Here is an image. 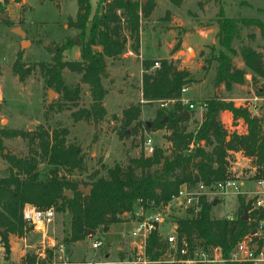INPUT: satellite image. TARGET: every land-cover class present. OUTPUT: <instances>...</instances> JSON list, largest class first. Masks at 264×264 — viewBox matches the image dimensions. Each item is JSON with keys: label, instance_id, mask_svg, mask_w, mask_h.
Instances as JSON below:
<instances>
[{"label": "trees", "instance_id": "obj_1", "mask_svg": "<svg viewBox=\"0 0 264 264\" xmlns=\"http://www.w3.org/2000/svg\"><path fill=\"white\" fill-rule=\"evenodd\" d=\"M8 1L4 0L5 3ZM205 1H215L219 6L216 39L221 50L214 60H206L203 66L207 73L211 62L217 63L212 83L215 94L205 100V113L198 127L187 132L184 123L192 111L180 102L181 89L195 80L188 70L177 69L167 60H162L160 68L152 72H149L150 67L154 66L155 61H142L141 93L146 105L170 102L173 104L172 111L165 114L157 110L154 120L147 123L139 121L140 104L132 105L122 112L124 128L120 137L165 130L164 139L169 143L168 150L155 147L149 156L141 152L139 157L129 158L124 167L115 164L106 169L105 175L94 172L93 180L80 186L77 181L67 177L85 170L79 147L66 142L68 130L48 132L40 129L34 134L0 130V149L1 137H21L29 145L26 157L5 156L10 167L9 175L0 179V241L6 254H9V235L22 237L25 232L27 225L22 212L26 206L54 208L58 213H68L69 236L65 241L69 244L84 241L90 232L101 230L105 233L110 226L127 221V216L133 215L136 205L146 209L167 206L183 185L192 190L200 184L211 187L215 183L233 179L230 157L234 154L240 153L251 161L256 171L255 179L264 178L262 121L251 116L246 108L224 101L217 94L222 85L229 91L232 85L242 84L246 70L264 77L261 53L248 46H242L237 53L232 47L241 27L258 29L264 42V22L256 18H226L221 0ZM15 2L19 3L20 0ZM76 2L74 23L79 31V61L63 60L62 54L69 48L64 45L53 53L50 65L40 64V70L46 77L47 85L56 93L63 94L68 101L77 100L79 90L70 91L66 88L63 71L80 75L81 82L88 86L91 105L88 109L72 113V117L75 122L91 120L98 123L106 115L103 99L107 90L102 85V79L108 77L106 59L117 60L128 47L138 55L141 20L151 16L156 3L154 0H146L145 5L134 0H98L92 12L90 0ZM169 2L179 7L184 0ZM199 5L203 7L202 2ZM178 48L179 42L174 50ZM262 50L264 52V44ZM237 55L241 57L245 69L234 65L233 58ZM19 60L13 64L12 72L21 79L23 67ZM224 111L231 113L234 123L241 120L246 125L245 132H229L219 119ZM186 112H189L188 117L185 116ZM42 161L52 167L50 177L43 182L38 180L37 170ZM60 170L65 175H60ZM86 187L89 188L88 194L80 190ZM239 202L242 210L235 219L215 220L211 217L212 202L202 197L198 213L189 209L184 217L177 219L179 235L185 237L191 246L219 248L224 264H248L230 260V254L245 235L254 231L263 213L261 210H251L252 201L245 205L244 199L239 197ZM244 212L248 214L246 221L242 220ZM164 251L165 245L156 233H152L147 240V256L152 261H158ZM36 259L35 254L26 255L23 262L52 264L51 261Z\"/></svg>", "mask_w": 264, "mask_h": 264}, {"label": "rangeland", "instance_id": "obj_2", "mask_svg": "<svg viewBox=\"0 0 264 264\" xmlns=\"http://www.w3.org/2000/svg\"><path fill=\"white\" fill-rule=\"evenodd\" d=\"M135 1L142 5L146 4V0ZM154 1L156 7L151 16L142 19L140 23L141 59L147 61L167 59L177 69H186L190 72L195 82L184 86L187 92L183 98L191 100L195 108L188 121L184 123L187 132H191L198 127L201 115L205 113L202 109L205 100L213 97L212 81L215 77V68L206 73L203 66L206 60H214L221 50L215 40L218 32L216 14L219 6L215 1L207 3L205 0H184L179 7L172 6L169 0ZM97 2L98 0H90L92 12L95 11ZM200 2L203 3V7L199 5ZM221 6L226 18H256L264 22V0H221ZM4 12L8 15L6 21L0 18V130L29 134H34L40 129L48 132L68 130L66 142L79 147L85 170L67 177L77 181L80 186L90 183L94 172L105 175L106 169L112 168L115 164L124 167L128 164L129 158H137L141 152L149 156L150 154L145 151L147 144L153 148L168 150L169 143L164 139L165 130L155 134L150 132L120 137V132L124 128L122 112L130 106L141 105L139 121L142 123L153 121L157 110L165 114L172 111L173 104L170 102L146 105L141 100L143 69L140 59H136L137 64L131 61L126 70L117 67L121 65L120 63L107 61L108 77L102 79V85L107 90V95L103 99L106 115L98 123L91 120L75 122L72 117V113L79 109H88L91 105L88 86L81 82L80 75L68 70L63 71L66 88L70 91L79 90V97L75 101H68L63 94L56 93L47 85L40 64L50 65L56 50L67 45L69 48L63 52V60L79 61V31L74 23L77 13L76 0H20L19 3L15 0H9L7 3L0 0V15ZM14 28H20L26 33L25 40L28 43L23 47L20 36L12 32ZM193 29H200L202 33L194 32ZM181 36L185 37L182 39ZM211 39L216 43L210 41ZM182 40L190 42L193 46L208 44L198 48L191 45L182 47ZM178 42L179 48L174 50ZM263 44L258 29L241 27L239 37L233 42L232 47L239 53L242 46H248L261 53L264 60ZM18 58L23 67L21 79L12 72V66ZM122 58L121 63L125 65L130 57L125 55ZM158 62L159 67L151 66L149 72L160 68L161 61ZM233 62L238 68L245 69L239 55L233 58ZM214 63L211 62V65ZM233 86L219 97L232 102L235 106L247 109V99L252 95L264 98V77L256 76L249 70H246L244 82ZM248 94L251 95L248 97ZM250 114L261 120L263 127L264 112H260L258 116ZM229 118L231 119L228 123ZM219 119L229 132H245L246 125L238 122L241 120L234 123L232 115L229 117L221 114ZM1 140L0 179H3L8 177L10 168L5 156L26 157L29 145L28 141L21 137H1ZM230 162L232 177L245 182V191L249 194L224 195L216 191L208 194L207 200L214 202L211 217L215 220L235 219L242 210L239 197L244 199L246 205L250 193L256 190L253 185L256 171L251 161L237 153L230 157ZM37 170L38 180L43 182L50 177L52 167L42 161L38 164ZM59 174L65 175L62 170ZM168 208V210L164 208L168 224L184 217L183 211L174 204H170ZM161 210L163 211L162 208ZM126 220L113 225L112 228L110 226L105 233L101 230L93 233L103 243L102 248L95 251L91 248V240L95 239L93 235H89L81 242L66 243L70 215L55 211L54 222L49 227L47 238L43 239L33 228L26 226L22 237L9 235V254H6L0 241V264H22L26 255H34L41 250L44 251L43 257L36 256V260L51 261L52 264H98L103 261L116 262L119 258L129 259L133 253V243L130 244L133 238L127 224L129 216ZM166 231L167 227L164 226L163 233ZM107 253H110L111 258L105 260Z\"/></svg>", "mask_w": 264, "mask_h": 264}, {"label": "built area", "instance_id": "obj_3", "mask_svg": "<svg viewBox=\"0 0 264 264\" xmlns=\"http://www.w3.org/2000/svg\"><path fill=\"white\" fill-rule=\"evenodd\" d=\"M154 67H159V62H155ZM186 91L187 88L185 87L181 89L180 102L193 111L195 109L194 104L183 98ZM247 102V110L253 115L258 116L260 112H264V98L252 95L247 99ZM202 109L205 110V104ZM145 151L151 154L153 147L147 144ZM253 185L256 190L250 193L251 196L248 201H252V211L261 210L263 215L257 221L254 231L245 235L235 246L230 254V260L238 263L264 264V178L255 179ZM214 191L224 195L229 193L249 194L245 191V182L233 178L215 183L211 187L200 184L192 190L183 185L170 203L162 207L163 211L161 208L146 209L141 205H136L133 215L129 216L128 220L131 230L130 236L133 238L132 255L129 259L117 260L116 262L103 261L98 264H224L225 260L219 248L205 249L191 246L185 237L179 235L177 221L168 224V217L164 213V208L168 210L170 204H174L183 211L184 216L189 209H192L193 213L196 214L201 209V198L215 193ZM22 216L25 224L45 239L48 236L49 227L54 222L55 210L53 208L38 209L26 206ZM164 226L167 227L165 233H163ZM152 233H156L165 245L164 254L158 261H152L146 254L147 240ZM92 237L95 238L91 240L92 250H100L103 246L102 241L96 235ZM43 254L44 251L41 250L35 255L40 258L43 257ZM22 264L41 263L37 261L35 263L23 262Z\"/></svg>", "mask_w": 264, "mask_h": 264}, {"label": "crops", "instance_id": "obj_4", "mask_svg": "<svg viewBox=\"0 0 264 264\" xmlns=\"http://www.w3.org/2000/svg\"><path fill=\"white\" fill-rule=\"evenodd\" d=\"M135 1V0H134ZM194 30V32L195 31H199V33L201 34L202 33V31L200 30V29H193ZM141 33H142V29H140V35H141ZM189 33H192V32H189ZM188 34V33H187ZM183 37H185V36H181V38L183 39ZM211 37V36H210ZM204 39H206V38H204ZM209 39V38H208ZM215 40H217V39H215ZM214 39H211L210 41H212V42H214V43H216V41H215ZM217 43H218V41H217ZM206 44H208V43H203V44H200V45H196V46H193L190 42H187V41H183L182 40V44H181V46L182 47H186V46H189V45H191L193 48H198V47H200V46H202V45H206ZM170 48H172V44L170 45ZM169 48V49H170ZM126 53V54H125ZM124 53V55H122V56H120L117 60H111V59H106V65H107V61L108 60H110V61H112V62H115V63H120L121 65L120 66H117V67H122L123 68V70L125 69L126 70V67H127V65L132 61L134 64H137L136 62V59L138 60V59H140V61H143V59H141V55H140V48H139V53H138V55H135L132 51H130V49H129V47H128V49H127V51ZM127 56V57H130L129 58V60H128V63L127 64H125V65H123L122 63H121V58L123 57V56ZM123 59V58H122ZM167 60V59H166ZM136 61V62H135ZM155 62H158V61H162V60H154ZM235 65V64H234ZM236 66V65H235ZM216 67H217V63L215 62L213 65H211L210 66V69H209V71L211 70V69H213V68H215V75H216ZM237 67V66H236ZM238 68V67H237ZM240 69V68H239ZM107 73H108V67H107ZM203 77H205V76H203ZM215 78V77H214ZM141 80H142V78H141ZM214 80V79H213ZM213 82V81H212ZM213 85V84H212ZM234 86H236V85H234ZM233 86V87H234ZM140 88H141V86H140ZM226 90H225V88H224V86L222 85V86H220V88L217 90V94L220 96V94L221 93H223V92H225ZM187 92V91H186ZM227 92V91H226ZM215 94V90H214V88H213V95ZM251 94H248V97L250 96ZM140 98H141V100H142V93H140ZM143 101V100H142ZM190 102H192L191 100H189ZM144 102V101H143ZM194 111V110H193ZM203 112H205V110H203ZM221 114H225V115H228L229 117H231V114L229 113V112H227V113H221ZM220 114V115H221ZM202 118H203V114L201 115V121H202ZM230 119L231 118H229V119H227V122L229 123L230 122ZM200 121V122H201ZM238 122H242V121H238ZM239 127V126H238ZM263 128H264V125H263ZM157 132H159V131H156V132H154L153 134H155V133H157ZM245 158V157H244ZM128 224V223H127ZM115 225V224H114ZM129 225V224H128ZM113 226V225H112ZM112 226L110 227V228H112ZM130 244H132V241H130ZM106 256H105V260H107V258H111L110 256V253H107V254H105ZM127 259V258H126ZM119 260H120V258H119Z\"/></svg>", "mask_w": 264, "mask_h": 264}, {"label": "water", "instance_id": "obj_5", "mask_svg": "<svg viewBox=\"0 0 264 264\" xmlns=\"http://www.w3.org/2000/svg\"><path fill=\"white\" fill-rule=\"evenodd\" d=\"M7 15H8V13H7V12H4L3 14L0 15V18H1L2 20H7ZM12 32L15 33L16 35H19V36H20V38L22 39V47L28 43V42L25 40V38H26V33H25L23 30H21L20 28H14V29L12 30ZM49 97H51V94H49ZM185 116L188 117V116H189V112H186V113H185ZM80 190H81V191H84L86 194L89 193V188H88V187H87V188H81ZM69 195H70V194L67 192V196H69ZM212 205H214V202H212ZM247 218H248V214H247V212H244L243 217H242V220H243V221H246ZM89 235H93V232H90Z\"/></svg>", "mask_w": 264, "mask_h": 264}]
</instances>
